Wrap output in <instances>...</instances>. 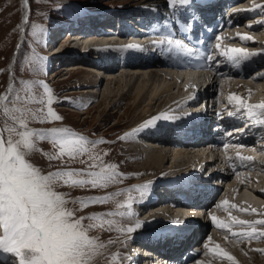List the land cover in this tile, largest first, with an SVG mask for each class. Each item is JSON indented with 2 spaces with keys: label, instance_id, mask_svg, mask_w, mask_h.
<instances>
[{
  "label": "rangeland",
  "instance_id": "1",
  "mask_svg": "<svg viewBox=\"0 0 264 264\" xmlns=\"http://www.w3.org/2000/svg\"><path fill=\"white\" fill-rule=\"evenodd\" d=\"M146 1L147 0H29V4L26 7L24 5V0H0V95L8 93L9 91L20 92L22 95L26 94L29 97L27 106L34 112H37L38 109L42 107L46 109L47 107L46 103H40V101H46V96L43 93V84L39 83V81H44L53 90L54 103L52 107L63 117V120L39 122L41 116L38 114L36 119L30 122V128L47 129L51 127H69L70 129L85 135L92 141H106L97 144L95 152L101 155V158L105 163L118 165V168L116 169L118 173L116 182L109 185L107 189L82 190L71 189L68 187L58 189L59 191L68 193L66 199L69 201L93 195H109L107 203L89 204L88 207L83 208L77 213L78 216H89L92 213L100 212L111 213L110 216L105 217L103 220L99 217L95 218L97 224L104 223L105 225L103 229H97L94 232V234L99 237L98 242L104 243L105 247L99 250L100 254L94 258L90 264H129L125 258L126 252L129 251L125 244L128 243L126 238L133 232H139L147 227L158 225L159 222L157 221H159V219L164 217L167 219L172 215L170 212H173V215L178 214L177 210H179V204L174 205L175 207L168 206V204L165 205V207L158 205L154 209H148L147 212H145L144 205L148 204L145 203L144 195L145 192H148L151 188L147 187L143 190L142 187L141 190L136 188V183L141 184L144 182L143 180L155 178V176L162 175V173H166L172 169L188 167L192 162L202 163L200 158L206 156H211V158L215 159L214 167L225 172L228 168H220V166L223 162L225 163L226 160L223 161L224 159H222V157L226 155H230L229 161L232 160L234 164L232 167L237 168L232 169V167H229L230 175L226 178V181L228 182L226 186H224L225 189L223 188V191L221 190L220 193L218 192V194H216V201L212 200L208 204V206H211L214 209L217 220L214 221L211 219L210 221L209 217H211V215L209 214H206V216L209 217H201L202 222L200 223L202 225H200L202 229L196 232V236L200 233L198 241L189 249L196 252V256L187 264H201V261H208L209 264H264V238L257 236L249 239L247 237L233 235V233H240L242 231H252L253 228L258 232L264 230V224L242 225L235 223V221H239V217L245 220L246 217L251 218L252 215H249V217L246 214L240 215V213L233 208L238 204V198L236 196H238L240 192L248 194L250 197L256 199V201L262 202L263 200L254 194L255 188L259 186L260 172L257 170V166L254 164L248 166L249 169L244 168L246 166V161L243 166L242 163H240L242 161H237V159L234 160L236 153L234 149H239V147H236L235 145L240 147L245 145V147L252 152L249 156L252 158L256 157L258 159H263L264 150H259V145L263 143V141L261 142L259 139L260 135L258 136L255 134V137H257L258 140L247 143V145L249 144L248 147L245 143L241 144L236 142V136V138L234 136L227 138L229 132L226 130V125L220 124V133L219 135H216V138L221 141L220 144H217L219 149L216 147L205 148V146H202V150L200 149L197 151L194 149L191 150L190 147L189 149L181 147L184 149L179 151V155L182 159H187V162L182 161L174 165L170 160L171 153L168 152V146L161 144L157 145L152 143L151 140H148L149 135L154 136L156 134L152 133L151 130L153 129L146 131L145 138L138 135L132 137L127 135L144 116L171 109L173 106L168 108L169 106L165 105L159 108H152L150 105V99H148L147 102L141 106L142 108L139 107L135 109L133 106L128 108L132 100H127L128 98L124 97V101L121 103L118 101L121 99L122 95L128 91L129 87L134 84V80L127 82L126 78H120L118 75L120 70H117L114 71L113 82L103 81L106 80L104 77L109 71H105L100 66H89V60L84 56H77L79 59H73L70 58V56L65 58V55L71 54L72 49L81 48L80 45L82 44H78V41L85 42L86 39L91 37H86L82 41L79 40L80 36L90 33L99 36H112L113 34H99V32L95 33L88 30L82 33L77 32L80 34L78 37V34H74L73 31L72 34H69L70 32L61 30V20L59 18L81 20L83 18L82 15L86 13L84 6L97 10L104 9L103 11L105 13H96L93 18H97L98 16L104 17V15L106 16L108 13L111 15H119L125 13L123 9H129L134 12H145L148 9H155L154 12L165 14V7H170L167 0H162L164 8L154 4L150 6L151 4H147ZM248 1L249 2L244 5L245 7L254 10L258 8V11H262L263 15L260 16V13H255V17H253L254 15H251V18L245 17L240 24L238 23L239 26L235 29V32L239 33L238 35L240 38H234L235 40H233L232 48H243L248 52L259 54L252 56L247 60L237 57V59H240V62L238 63L240 64L239 69L243 67V64H251L254 65V67L247 71L239 70L241 75L237 74V76L231 75L226 76L225 78H220L218 83L215 84V90L210 93L209 98H215L214 103L216 98L217 100L219 99V101L214 104L215 107H209L211 110H217L214 115L218 118L225 117V115H221L218 110L222 106H227L226 104L221 103L223 100L221 96L223 93L226 96L232 88L231 84L234 81H239L241 84L245 83L250 86L249 90L246 91L242 89L241 93L237 95L242 98L243 103L246 102V100L264 103V21H255L260 17H264V0ZM25 13H27L29 17L28 23L23 22ZM165 21L166 17H164L163 23H165ZM65 23L67 22L64 21L63 24ZM229 31L230 28L225 27L221 34L225 32L228 33ZM243 35H247L256 41L249 43L247 40H242L241 36ZM74 40H76V42H74ZM71 42H74L75 44H72ZM215 42L216 45L219 43H229L226 40L223 41L219 39H216ZM95 47L98 48L97 45L91 46L90 48L92 49ZM110 51L114 52L112 49H110ZM41 52H49L48 56L50 55L51 57L49 56L46 58ZM222 52L226 56L228 54L231 56L236 55L230 53L229 50H226L225 48H223ZM59 54L62 56H58ZM13 58L14 62L12 63ZM33 65H36L37 67L42 65V70L33 71ZM76 65H82L85 68H88V70L80 68V71H83L84 73L78 74ZM89 68H92L93 71H90ZM229 68L230 67L227 65L226 69L228 70ZM116 69H118V66ZM209 71L204 72L206 75L204 73H202V75L199 74L194 85L202 88L209 85L208 83L212 82L213 78V76H210L211 71ZM172 76L173 73L169 74L168 80H166L165 83L162 81L151 80L147 83L146 88L151 89L157 86L159 87V85L163 86L164 84L174 86L176 85V82L174 83ZM144 79L147 80L149 78L146 77ZM225 79L230 80L231 83L224 82ZM89 82L92 84H86ZM126 84H128V87ZM141 84V82H136V88L141 86ZM179 85L177 86V90H175L176 93H179ZM9 86H11V88ZM181 93L182 92H180L179 95ZM258 95H261L262 98L258 99ZM104 96L107 98L110 97L105 103L102 102ZM236 101L232 99L233 103L235 102L237 105L241 104L240 101H237L238 103ZM174 103V106L179 105L178 107H180V104H177L176 100ZM127 108L128 110L126 111ZM143 109L146 110L144 111ZM180 109L186 110L188 108ZM180 109L174 108L173 113L175 116L179 114ZM256 111L257 110L255 109V112ZM0 119H3V117L0 116ZM126 135L127 137H124ZM132 141L137 142V144L148 146L153 152L155 160L158 161L161 166L160 171L163 172H150L154 166L152 167V165H147L146 162L139 160V153L130 150L129 145L133 143ZM225 145H227V147H225ZM160 146L162 149H158ZM40 149L43 151L41 152ZM56 151H58V149H54L49 140L38 141L36 149L29 157L30 162L35 166L40 167L45 173L47 171H55L62 166L60 161L50 159L55 155ZM204 152L207 153L205 156L203 154ZM134 157H136V159ZM240 165H242V167H240ZM71 166L80 167L78 164H73ZM207 166H209V164ZM225 166H227V164ZM120 173L123 175H119ZM236 176H240L238 180L244 182L242 186L234 184L235 182H238ZM215 179L219 182L218 185L223 181V179L219 181V178L217 177ZM150 185H148L147 182L146 184H143V186ZM227 187H232L233 193L229 198L231 203L224 207V205L222 206L221 204V197L226 192ZM153 192L154 191H152V193ZM152 193L150 194L151 196ZM139 195V201H143V203H141L142 206L136 205L138 203H135L136 197ZM164 201L166 200L163 199L160 202ZM129 204L131 205V208L127 207ZM68 206L73 207L71 203H69ZM161 207L166 211L165 214L159 216V219H156L157 217L148 218L150 211L161 209ZM122 213L126 215H121ZM143 218L146 219V221H142L141 223ZM137 222H140L142 226L135 231L128 232L127 228H134ZM221 222L226 225L225 228L218 226ZM0 235H3L2 227H0ZM109 240H111V243H108ZM123 242H125L124 245L122 244ZM217 245H219L220 248H223L235 259L232 260L222 256L219 249L215 252L212 251L217 248ZM135 251L140 252L138 249H135ZM6 261H9L8 263L6 262L7 264H20L19 257H16L15 254L11 253L6 254Z\"/></svg>",
  "mask_w": 264,
  "mask_h": 264
},
{
  "label": "snow or ice",
  "instance_id": "2",
  "mask_svg": "<svg viewBox=\"0 0 264 264\" xmlns=\"http://www.w3.org/2000/svg\"><path fill=\"white\" fill-rule=\"evenodd\" d=\"M170 7L192 5L194 0H167ZM29 0H24L27 7ZM28 14L25 13L23 22L28 23ZM19 27V25H18ZM248 40L251 37L241 36ZM162 51L171 52L173 47H186L180 39H161L153 42ZM136 47V46H128ZM229 59L247 60L259 53L248 52L243 48H232ZM239 57L240 59H237ZM42 70V65H33V71ZM43 93L46 96L47 107L34 112L27 106L29 97L20 92L0 95V250L5 253L15 254L19 257L20 264H90L96 258L105 244L98 242L99 237L95 230L103 229L104 223L97 224L95 218L103 220L111 215L109 212L92 213L89 216H78L77 213L89 204H105L109 195H93L69 201L67 192L58 189L68 187L71 189H107L117 180V164L105 163L101 155L95 152L97 144L106 141H92L85 135L69 127H51L47 129L30 128V122L39 114V122L62 121L63 117L52 107L54 103L53 90L44 81ZM11 88V86H9ZM68 99V98H65ZM230 99L241 102V97L233 94ZM249 110L264 109V103L257 105L248 104ZM167 119L157 117L149 120L146 127H154L155 120ZM137 131H142L138 129ZM49 140L54 149H58L50 159L61 162V167L46 173L30 162L29 157L36 149L38 141ZM227 147V145H225ZM42 152L43 150L40 149ZM240 156L239 153H237ZM242 161H250L252 157H240ZM78 164L80 167H72ZM119 175H123L120 173ZM69 203L73 207H69ZM224 204H228L225 201ZM131 208V205H127ZM235 207V206H234ZM248 212L249 209H239ZM255 212V209H251ZM121 215H126L122 213ZM214 221L217 217H212ZM87 221V222H86ZM238 224L250 222L239 220ZM255 223L264 224V220ZM137 222L135 227L127 228L128 232L141 227ZM219 227L225 228L224 223ZM234 236H243L249 239L264 236V231L233 233ZM111 243V240L108 241ZM228 259L234 260L228 252L217 245L216 251Z\"/></svg>",
  "mask_w": 264,
  "mask_h": 264
},
{
  "label": "bare ground",
  "instance_id": "3",
  "mask_svg": "<svg viewBox=\"0 0 264 264\" xmlns=\"http://www.w3.org/2000/svg\"><path fill=\"white\" fill-rule=\"evenodd\" d=\"M146 2H147V4H151L150 6H152L153 4L154 5H158L159 7H163L164 6V3H163L162 0H147ZM248 2H249L248 0H245V1L244 0H234L225 9V14H228L227 15L228 20H227V22H224L223 26L218 31H220V33H222L223 29L225 27L226 28H230V31L228 32V34H226L227 32H225V33H223L225 35L218 36L219 40H223V41L226 40V41L229 42L228 44H222L223 48L232 49L233 42H234L233 40H235L234 38H237V39L240 38L239 35H238L239 33L235 32V29L239 26V24L241 23L243 18H245V17L251 18L252 17L251 15L255 14V12H253L251 14H248V12H244L242 7H245L244 6L245 3H248ZM252 4H254V3H252ZM255 16L256 15H254L253 17H255ZM72 31H76L77 32L76 29L66 30L65 32H70L69 34H72ZM157 33H159V32H154V33L147 34V35H144V36H141V35L133 36L135 38L133 40L137 41L138 39L146 38V37H149V36H152V35H156ZM89 36H91V37H89ZM86 37H89V38L86 39L85 42L78 41V44H82V45H80L81 48H83L82 51H80V48H78V49L74 48V49H72L71 54L65 55V58H67V56H70V58L79 59L77 56L81 57L84 54H87L88 52H90L91 50H97V52H100V50H101V52H102L101 59H104L106 57H111L114 52L117 53L118 51L121 50L123 52L122 53V57H121V60H122L121 64H116V65L110 64L108 66L106 65V66H100V67L102 69H104L105 71H109V73H107V75L104 77V79L106 78V80H103V81H108V82L112 81L113 82V80H114L113 74L115 73L114 71H117V70H120V72H118L119 73L118 75H119L120 78H126L127 82L134 80V84L129 87L128 91L126 93H124V95H122L121 99L118 101L119 103H121L122 101H124L123 100L124 97L128 98L127 100H132V102L129 104L128 108L133 106V108L137 109V108L141 107L143 104H145L148 99H150V105L152 106V108H159V107L165 106V105L169 106L168 108H170L172 106H173V108H177L179 105H177V106L175 105L174 106V104H175L174 100L176 98H178L179 93L182 92L184 89H185L184 91H186V90L189 91V87H191L194 84V82L197 79V77L199 76V74L202 75V73L206 72L208 69L211 70V72L210 71L209 72H210V76L211 77L213 76V78H212V82L208 83L209 85H207L206 88H205L206 89L205 96L206 95H210V93H212L213 90H215L214 89L215 84L218 83V80L220 78H225L226 76H231V75L237 76V74L241 75L239 70L240 71H245V70L247 71V70H251L254 67V65L247 64L244 67H242L241 69H239L238 71H234L233 72L230 69H228V70L225 69V67L216 68V66H214V68L213 67L211 68L210 66L209 67L207 66L208 68L205 71H196V70H190V69L168 68V67L164 66L165 65L164 62L162 60H159V59H156V60H153V61H150V62L149 61H141V60H139L137 62H133V61L127 60L130 57L129 54L132 53L131 51L133 49H131V47H129L130 50H128V47L126 46V44L124 45V42L129 39V36L126 35L125 33L120 34V35H114L113 34L112 36L111 35L110 36H107V35L106 36H99V35H94V34L90 33V34H85V35L80 36L79 40L83 41L84 38H86ZM159 39L160 38L157 37L156 40H159ZM247 41L250 43V42H253V41H256V40L251 38V39H248ZM74 42H76V40H74ZM74 42H71V43L75 44ZM94 45H97L98 48L95 47V48L91 49L90 47L94 46ZM132 46H134V45H132ZM84 47H85V49H84ZM86 48H89V49L86 50ZM110 49H112V51H114V52H111ZM139 49H141V48H139ZM60 55L61 54H59L58 56H60ZM215 60L216 61L220 60L219 56ZM151 64H155V65H151ZM76 66H77L76 68L78 70V74H83L84 73L83 71H80V68L88 70V68H85L82 65H76ZM115 66L116 67L118 66V69H116ZM89 69H90V71H93L92 68H89ZM209 72H207V73H209ZM172 73H173L172 80L174 81V83L176 82V85L169 86V85L164 84L163 86L159 85V87L157 86V87L151 88V89L146 88L147 83L149 81H151V80L152 81H162V82L165 83L166 80H168L169 74H172ZM204 74L206 75V73H204ZM146 77H148L149 79L145 80L144 78H146ZM226 79L224 80V82H228L230 84L231 83L230 80H226ZM136 82H141L142 83L141 86L136 88V85H135ZM103 83H102V85H103ZM86 84H92V83L89 82V83H86ZM177 84L178 85L180 84L179 85V93L175 92V90H177V86H178ZM231 85H232V88L229 90V92L226 94V96H225L224 93L221 96L222 99H223L221 103H224V104L227 105L226 107L222 106L221 108L218 109L220 111L221 115L224 114L226 110L231 109V107H234V106L237 105V104H235V102L234 103L232 102V99H230V97H232L233 94H235L237 96L239 93H241L242 89H244L246 91L250 89L249 85H247L245 83L241 84V82H239V81H234ZM126 86L128 87V84H126ZM196 87H193V88L196 89ZM200 88H202V87H200ZM221 97H220V99H221ZM109 98L110 97L107 98V97L104 96V99L102 100V102L105 103ZM257 98L261 99L262 97H261V95H258ZM218 101H219V99L217 100V98H216L215 103H214V100H213V104H216ZM261 101H263V100H261ZM200 102H201V100L198 99L196 102L193 103L194 105L192 103H190V102L187 103V104L188 105H193V106L196 107V106H198L200 104ZM179 104H180V107H182V106H185L186 103L184 102V103H179ZM128 108L126 109V111L128 110ZM131 110H133V109H131ZM143 110L145 111L146 109H143ZM158 110H160V109H158ZM256 110L259 113H264V109H259L258 110V108H257ZM249 112H252L254 114L256 113L255 109L254 110H249ZM151 115L144 116L142 118V120L147 118V117H151ZM211 116L212 115H210V118H211ZM220 120L223 123H225L224 122L225 121L224 118H220ZM247 121H249V120H247ZM146 125H147V122L144 123L143 127H141V128H138L135 125L134 129L131 132H129L127 135H129L130 137H132L134 135H138L140 137L145 138L144 136L146 135L145 133H147L146 131L149 130V129H153V130H151L152 133H156V134L154 136H150L149 135L148 136L149 137L148 140H151L152 143L157 144V145L161 144V145L168 146V148H167L169 150L168 152L171 153L170 160H171V163L174 164V165L178 164V163H180L182 161L187 162V159H184V158L182 159L181 156L179 155V153H180L179 151H181L185 147L188 148V149L190 147L191 150L194 149V150H197V151H199L200 149L202 150V146H205V148H213L214 147V144H212L211 140H207L205 142H200L199 144H196L194 146H188V145L180 144V143L178 144V142L176 140H173V139L171 140V136H169L168 134L162 133V129L160 127L154 126V127H150L149 128V127H146ZM246 127L247 126H243V128L240 131H242ZM138 129H142V131H137ZM260 130H263V129H258L256 131V135H258V136L260 135L259 139L261 140V142L263 141V143L261 145H259V150L262 151V150H264V133H263L264 131L261 132ZM244 133H248V131H245ZM127 135L124 136V137H127ZM230 136H232V133H231V135H229V137ZM235 136L237 137L238 140H240L241 144L245 143L246 145H247V143L255 142L256 140H258V138L255 137V135H249V134H247V135L243 134L242 135V134L236 133ZM132 142L133 143H131V145H129L130 146L129 148H130V150L136 151V152L139 153V156H138L139 160H142L143 162H146L147 165H152V167L154 166L151 169L150 172H152V173L156 172V171L160 172V173L163 172V171H160L161 166L159 165L158 161L155 160L153 152L148 148V146H144L143 144H137V142H134V141H132ZM235 146L239 147V149L238 148L234 149L235 152H236L235 156L237 158L241 159L240 158L241 156L242 157H247V156L251 157L249 155L252 152H250V150H248L245 147V145L243 147H240V146H237V145H235ZM181 147H184V148H181ZM192 147H196V148H192ZM159 148H161V146L158 147V149ZM161 152H162V150H161ZM237 153H239L240 156H238ZM203 154L205 156V154H207V153L204 152ZM229 156H227V155L223 156L222 157V159H224L223 161L230 160ZM134 158L136 159V157H134ZM135 159H133V160H135ZM200 160L202 161V163L201 162H192V165L190 166V168L191 169L194 168V167L195 168H200V167L204 166L205 162H208L209 160H212V158H211V156L210 157L206 156V157L200 158ZM254 164L257 166L256 168L260 172V175H259V186H257V188H255V191L254 190L253 191H254V194L256 196H258V197H260V198H262L264 200V157H263V159H260V158L258 159L256 157H254L252 160L246 161L245 162L246 166L244 168H248V166L254 165ZM225 165H226V161H225V163L223 162L221 164L220 168L221 167L225 168V169L228 168ZM212 166H214V164L213 163H211V164L209 163V168H211ZM212 168L213 169H217L219 171L218 176H215V178L216 177L219 178V181L221 179H223V181L220 182V185H218V187H217L215 193L213 194L212 198L209 201H206L203 204V206H202L203 213L202 214L199 213V215L201 214V216H199L200 218L199 217H195V216H193L195 218L190 217V218H192V220L194 219V221L199 223V224H201L200 222H202L201 217L202 218H204V216L205 217H209V216H206V214L211 215V217H209L210 221H211L212 217H214L216 215L214 213V209L211 206H208V204L212 200L216 201L215 200L216 199V194H218V192L220 193L221 190L224 188V186H226V184L228 182V181H226V178L229 177V175H230L229 174V170L230 169H227V171L222 172L217 167H212ZM164 174L165 173H162V175H164ZM239 177L236 176V179L238 180ZM215 178H214V180H215ZM151 179H154V178H151ZM151 179H146V180H143V181L147 182V180L150 181ZM146 182H143L141 184L140 183H136V185H137L136 188H138V189L142 190V187H143V190H145L147 187L151 188V189L148 188L150 190L148 192H145V195H144L145 203L148 204V205H144L145 212H147L148 209H150V210L154 209L158 205H162L164 207L167 204H168V206H172V207H175L174 205H176V204H179V206L182 205V203H180L179 201L178 202L171 201V200L169 201V200H166L165 198L157 197V195H155V193H156V191L158 189V186L153 185V184H151L149 182H148V185L151 184L150 186H143V184H146ZM243 183H244L243 181H239L238 180V182H235L234 184H238V185L242 186ZM152 191H154V192L152 193ZM163 191H164V189H163ZM151 193H152V196L150 195ZM232 193H233L232 187H227L226 192L221 197L222 206L224 205V207H225L226 205H229L231 203L229 198L231 197ZM139 197H140V195L136 197L135 203H138L136 205H141L142 206L141 203H143V201L140 202L139 201ZM146 197H147V199H146ZM236 197L238 198L239 201L237 200L238 204H236L235 207H233V208L236 211H238L240 213V215L241 214H244V215L246 214L248 217H249V215H252L251 218H247L246 217L245 220H243V219H241L239 217V220L250 222L248 224H258V223H255V222L256 221H260V220H264V215H263L264 214L263 213V211H264V202H263V200H262V202L256 201V199H254L253 197H250L248 194L241 193V192ZM163 199L166 200V201L160 202ZM225 201H228V204L225 205L224 204ZM180 207H182V206H180ZM241 208H247V209H249V211L248 212L240 211L239 209H241ZM252 208L255 209L256 211L252 212L251 211ZM177 211L179 212V210H177ZM149 213L150 214H149L148 218L149 217H151V218H156L157 217L156 219H159V216H161L162 214H165L166 211L163 209V207H161V209H158V210L156 209L155 211H150ZM182 215L183 214L180 215V213H178L176 216L181 217ZM185 215L186 216L195 215V210L194 211L193 210L186 211V213H184V216ZM171 216L168 217V218H171ZM173 216L176 217L175 215H173ZM185 226L188 227V224H186ZM186 227H183L182 230H184ZM157 229H160V228H157ZM158 231L156 233H158ZM262 231H264V230H262ZM141 232H149V227H147L145 229H142L139 232H133V234L140 235ZM152 235H154V234H152ZM152 235L143 236L144 240H150L151 237H153L151 241L156 240V241L160 242V239H159L160 237H158V236L154 237ZM199 235H200V233H199ZM138 237H141V236H138ZM138 237L134 238L135 241L130 242L131 245H128V243H125V242L122 243L123 245L125 243L127 245V247H128L129 251H127L126 254L129 253V252H133V255H136L137 253L134 252L135 249H138V251H141L143 253L145 252L144 251V246L142 244H140V243H142V242H140L142 238L140 239ZM148 237H150V238H148ZM260 237L264 238V236H260ZM128 241H130V240H128ZM137 241H139V242H137ZM151 241H147V242L149 243ZM144 243H146V242H144ZM195 256H196V252H194V251L190 252L189 251V255L185 259L180 261L178 264H187L188 262L193 260V258ZM126 261L129 264H133V261L130 260V259H126ZM6 262L8 263L9 261H5L4 263H1V264H7ZM157 262H158V264H162L160 259ZM134 264H156V263L153 260L150 261V263H149V261L145 262V259L141 255H139L137 262L134 263ZM201 264H209V263H208V261H201Z\"/></svg>",
  "mask_w": 264,
  "mask_h": 264
},
{
  "label": "water",
  "instance_id": "4",
  "mask_svg": "<svg viewBox=\"0 0 264 264\" xmlns=\"http://www.w3.org/2000/svg\"><path fill=\"white\" fill-rule=\"evenodd\" d=\"M14 62V58H13V61H12V63Z\"/></svg>",
  "mask_w": 264,
  "mask_h": 264
}]
</instances>
